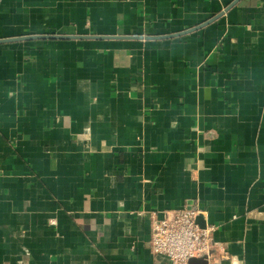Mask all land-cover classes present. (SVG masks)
Listing matches in <instances>:
<instances>
[{"label":"crops","instance_id":"crops-1","mask_svg":"<svg viewBox=\"0 0 264 264\" xmlns=\"http://www.w3.org/2000/svg\"><path fill=\"white\" fill-rule=\"evenodd\" d=\"M264 264V0H0V264Z\"/></svg>","mask_w":264,"mask_h":264},{"label":"built area","instance_id":"built-area-1","mask_svg":"<svg viewBox=\"0 0 264 264\" xmlns=\"http://www.w3.org/2000/svg\"><path fill=\"white\" fill-rule=\"evenodd\" d=\"M196 206L183 207L164 218L151 215L149 246L152 254L162 256L170 264H189L190 259L211 262L213 233L216 226L201 224Z\"/></svg>","mask_w":264,"mask_h":264},{"label":"water","instance_id":"water-1","mask_svg":"<svg viewBox=\"0 0 264 264\" xmlns=\"http://www.w3.org/2000/svg\"><path fill=\"white\" fill-rule=\"evenodd\" d=\"M189 264H208V262L203 259H190Z\"/></svg>","mask_w":264,"mask_h":264}]
</instances>
